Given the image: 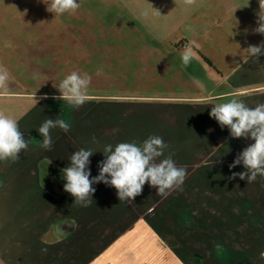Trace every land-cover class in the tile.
<instances>
[{
  "label": "crops",
  "instance_id": "1",
  "mask_svg": "<svg viewBox=\"0 0 264 264\" xmlns=\"http://www.w3.org/2000/svg\"><path fill=\"white\" fill-rule=\"evenodd\" d=\"M9 1L11 8L21 2ZM1 6L3 40L9 36L1 30L7 24ZM243 9L248 14L251 8ZM223 14L237 17L219 20L208 13L202 19L206 34L191 43V63L208 64L199 67L210 72L211 87L192 96L160 97V105L148 109L152 116L144 130H130L124 123L126 129L114 135L110 131L119 127L122 117L104 111L107 119L101 121L107 130L95 134L80 116L64 112L67 121L75 120V130L68 136L62 129L59 133L79 139L81 145L60 147L59 133L52 131L49 151L41 147L38 130L24 129V116L16 120L28 148L16 162L0 161V264H264V177L258 175L252 183L230 179L233 172L246 169L242 164L229 168L254 141L232 138L227 127L209 116L212 106L232 98L253 108L264 103V55L247 58L244 52L264 42V35L252 31L257 19L243 17L242 10L232 7ZM209 96L216 99L209 102ZM7 105L0 99V112ZM153 135L169 145L164 155L173 153L176 165L187 169L180 189L162 197L146 183L130 202L119 201L116 189L101 182L93 185L96 191L88 207L64 191L61 172L70 164L66 153L91 149L94 177L106 145H139ZM138 136L144 138L135 139Z\"/></svg>",
  "mask_w": 264,
  "mask_h": 264
},
{
  "label": "rangeland",
  "instance_id": "2",
  "mask_svg": "<svg viewBox=\"0 0 264 264\" xmlns=\"http://www.w3.org/2000/svg\"><path fill=\"white\" fill-rule=\"evenodd\" d=\"M21 2L18 8H11L9 0L0 2L7 18L1 30L9 36L0 40V65L10 76L7 87L0 89V99L8 103L3 113L15 120L24 116L26 131L38 130L49 118L66 120L67 136L75 130V120L67 121V115L80 116L95 134L107 130L101 121L107 119L104 111L122 117L119 127L109 129L114 135L126 129L124 123L130 130H144L152 116L148 109L160 105V97L208 90L210 72L199 67L208 64L190 60L184 65L181 47H191L194 37L206 34L202 19L208 13L213 19H232L237 16L223 10L236 7L243 17L255 20L254 11H259L258 0H195L191 5L185 0H78L81 6L74 13L55 15L41 0ZM248 7L249 15L243 9ZM73 71L91 77V99L79 108L52 99L60 95L54 86ZM34 94L48 98L35 104ZM139 137L144 138L135 139ZM56 142L69 149L81 145L79 139L60 133Z\"/></svg>",
  "mask_w": 264,
  "mask_h": 264
},
{
  "label": "clouds",
  "instance_id": "3",
  "mask_svg": "<svg viewBox=\"0 0 264 264\" xmlns=\"http://www.w3.org/2000/svg\"><path fill=\"white\" fill-rule=\"evenodd\" d=\"M41 2L47 6L48 12L55 15L74 13L81 6L78 0H41ZM194 2L195 0H185L188 5ZM258 2L259 11L255 14L257 26L252 31L264 35V0ZM247 31L245 29V33ZM236 34L238 33L233 32V36ZM244 52L247 58L258 59L264 55V42L249 45ZM192 56L193 49L186 47L181 54L183 64H189ZM9 79L7 68L0 65V89L7 87ZM90 83L91 77L87 73L73 71L54 86L60 95L53 96L52 99L66 101L72 107L79 108L91 99L88 91ZM47 98L46 94L40 97H35V94L33 96L35 104ZM208 99L211 102L216 97L209 96ZM209 116L215 119L221 128L227 127L232 138L243 137L254 141L229 165L232 169L242 164L246 171L233 172L230 179L239 177L247 183H252L258 175L264 177V103L257 104L253 108L248 107L242 100L232 98L226 103L212 106ZM57 127L65 133L70 131V124L59 118L46 119L39 127L38 132L43 137L44 149L51 150L53 141L50 130ZM168 147L163 138L156 135L149 136L139 145L135 142H121L115 147L111 144L106 145L103 150L105 159L98 162L99 173L94 177L89 167L90 157L94 152L91 149L80 148L71 153L69 166L62 169L66 181L64 191L74 198L76 204L83 207L91 205L96 191L93 185L101 182L116 189L119 201L133 202L142 194L146 183L157 190V195L165 197L170 190L180 189L187 176V169L176 165L172 158L173 153L164 155ZM27 148L28 141L20 131L18 122L0 112V161L16 162L20 159L21 152Z\"/></svg>",
  "mask_w": 264,
  "mask_h": 264
},
{
  "label": "built area",
  "instance_id": "4",
  "mask_svg": "<svg viewBox=\"0 0 264 264\" xmlns=\"http://www.w3.org/2000/svg\"><path fill=\"white\" fill-rule=\"evenodd\" d=\"M187 46L186 45H183L181 48L185 49Z\"/></svg>",
  "mask_w": 264,
  "mask_h": 264
}]
</instances>
